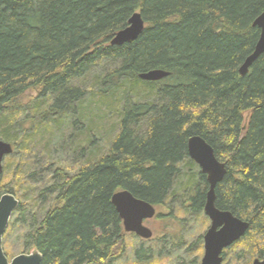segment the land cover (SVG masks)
Segmentation results:
<instances>
[{
	"label": "trees",
	"instance_id": "16d2710c",
	"mask_svg": "<svg viewBox=\"0 0 264 264\" xmlns=\"http://www.w3.org/2000/svg\"><path fill=\"white\" fill-rule=\"evenodd\" d=\"M135 13L143 34L111 46ZM263 13L264 0H0V140L14 146L0 199L20 201L4 251L20 232L41 264H115L135 235L112 198L129 191L169 209L160 220L202 224L188 245L170 232L160 247L131 246L132 264H171L164 251L186 247L198 264L209 184L187 144L201 136L227 168L217 208L251 225L226 263L264 258V55L239 73ZM156 69L170 76L139 78ZM39 135L58 137L64 161L40 160Z\"/></svg>",
	"mask_w": 264,
	"mask_h": 264
},
{
	"label": "water",
	"instance_id": "95a60500",
	"mask_svg": "<svg viewBox=\"0 0 264 264\" xmlns=\"http://www.w3.org/2000/svg\"><path fill=\"white\" fill-rule=\"evenodd\" d=\"M254 27L261 32L254 52L247 57L239 73L245 77L253 65L264 55V13L254 22ZM146 28L141 13H135L129 20V26L117 33L111 41V46L121 47L132 43L143 34ZM165 70H151L139 75V78L148 82H159L169 77ZM188 154L197 164L203 175L207 177L209 190L206 197L205 215L210 221V227L204 235V256L202 264H223V252L241 241L250 230V222L236 217L230 211L220 210L216 206V190L227 175L226 164L218 160L214 148L201 136H193L188 140ZM14 153V146L0 140V172L3 171L7 157ZM112 204L119 214L124 230L127 234H134L142 240H151L153 231L145 226V222L158 216L154 205L134 197L129 191L116 193ZM20 205L13 194H5L0 199V264H41L42 255L35 251L31 254H21L10 260L3 249V238ZM252 264H264V259L257 258Z\"/></svg>",
	"mask_w": 264,
	"mask_h": 264
},
{
	"label": "rangeland",
	"instance_id": "374dc122",
	"mask_svg": "<svg viewBox=\"0 0 264 264\" xmlns=\"http://www.w3.org/2000/svg\"><path fill=\"white\" fill-rule=\"evenodd\" d=\"M97 105V104H96ZM115 122V120H112ZM68 132L69 134V130H66V132L64 133V135ZM47 136V135H46ZM36 141L38 142V146H39V150L40 153L43 154V156H41L40 160H45V158L49 159V158H54L55 160H59V159H63L64 161V157L61 155L62 154V147H61V143L58 141V137H56L55 140H50L48 137H45L44 135H39L36 137ZM51 142V146L49 147L48 143ZM62 150V151H61ZM64 152V151H63ZM64 155V154H63ZM18 199V198H17ZM19 200V199H18ZM20 202V201H19ZM175 207V205H172ZM173 207V210L174 209ZM157 209V213L158 216L163 214V215H169V209L167 208H159L156 207ZM172 215V212H171ZM155 217L152 220H148L147 222H145V226L150 228L153 233H154V239L156 238L157 240L155 241H151V242H147L146 240H140V238L136 237H128L127 238V242L128 244H126L127 246V252L125 253L126 255L118 262H116L115 264H132L135 263V253L133 250H131V246L135 245L136 248H139L140 245H146V247L148 248H152V247H160L161 244L160 242H157L159 240V238L161 239L162 237H164L166 234L172 232L174 233H178L180 234L181 238H185V241L188 244H190L192 241L195 242V239L198 237L197 236L198 232L200 231L202 224L200 223V221L196 218V217H192V216H188L184 222H182L181 224H178L176 222H173L171 220H160L159 217ZM11 223V222H10ZM210 227V221L209 224L206 226L205 230H203L202 235H204L207 230ZM174 228V230H172ZM177 228V231H176ZM7 232V231H6ZM167 236V235H166ZM167 237H171L170 235ZM166 238V237H165ZM7 242H9V244L11 245H6L5 250L6 252H8L10 254V256L7 257L12 260L15 257L21 255V254H31L33 252H35V250L30 249V250H25L22 247V241H21V237H20V232H15L13 235H10L7 238ZM171 248L167 249V251L165 250V254L172 256V260L173 263L171 264H193V260H194V255H193V251L189 252V247H186L183 250H180L179 252L176 253H170L171 252ZM5 252V251H4ZM5 252V254H6ZM182 258V259H180ZM202 258V257H201ZM180 259V260H178ZM200 260L198 261V264L200 263ZM228 264H235L233 256L231 257V255L229 256L228 259Z\"/></svg>",
	"mask_w": 264,
	"mask_h": 264
},
{
	"label": "flooded vegetation",
	"instance_id": "af4514ba",
	"mask_svg": "<svg viewBox=\"0 0 264 264\" xmlns=\"http://www.w3.org/2000/svg\"><path fill=\"white\" fill-rule=\"evenodd\" d=\"M147 222V221H146ZM240 242V241H239ZM238 242V243H239ZM238 243H236L235 245H237ZM235 245H233V246H231L230 248H228V249H226L224 252H223V254H222V256H223V259H224V262H223V264H227L226 263V259H225V256H224V253L225 252H227L228 250H230L231 248H233ZM203 251H204V244H203ZM203 256H204V252H203V255H202V258H203ZM202 258H201V260H200V263L199 264H202ZM257 259V258H256ZM255 259V260H256ZM259 259H264V258H259Z\"/></svg>",
	"mask_w": 264,
	"mask_h": 264
}]
</instances>
